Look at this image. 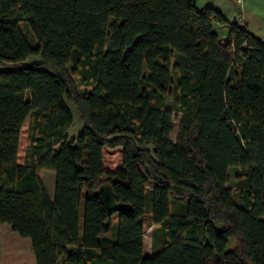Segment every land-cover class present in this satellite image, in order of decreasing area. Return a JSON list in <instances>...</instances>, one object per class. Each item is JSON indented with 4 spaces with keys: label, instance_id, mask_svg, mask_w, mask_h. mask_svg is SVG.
I'll list each match as a JSON object with an SVG mask.
<instances>
[{
    "label": "trees",
    "instance_id": "16d2710c",
    "mask_svg": "<svg viewBox=\"0 0 264 264\" xmlns=\"http://www.w3.org/2000/svg\"><path fill=\"white\" fill-rule=\"evenodd\" d=\"M195 1L0 0V223L29 239L34 264H264V41ZM103 184L130 210L106 211Z\"/></svg>",
    "mask_w": 264,
    "mask_h": 264
},
{
    "label": "rangeland",
    "instance_id": "374dc122",
    "mask_svg": "<svg viewBox=\"0 0 264 264\" xmlns=\"http://www.w3.org/2000/svg\"><path fill=\"white\" fill-rule=\"evenodd\" d=\"M197 8H201L202 5L197 4ZM19 27L21 28L22 32L26 36L27 40L29 43L33 46H37L38 42L37 39L32 32V30L29 28L28 24L26 22H21L19 24ZM260 38V36H259ZM41 56L40 54L30 56L26 60L17 62V63H8L4 62L1 68H13V67H22V66H31L35 64H40L41 63ZM67 70L70 71L72 69V65L68 64L67 65ZM175 73L172 71L171 73V78L174 79ZM71 80L72 84L74 85L76 91L78 93L84 92V89L79 85L78 78L76 75H71ZM173 87H171L172 91ZM171 94L167 98V106L170 107L171 105ZM69 108L72 112L73 116V121H72V126L69 128L67 131V135L70 140L75 139L74 143L76 144V139L80 132L82 131V123L81 120L72 105V103H69ZM174 117V123H173V132L171 133V139L172 141H175L176 137V131L178 128V123H179V115L176 113H173ZM27 123L28 119L25 121L22 130H21V135H20V143L19 147L21 149V145L23 143L24 137L26 135L27 131ZM26 140V137H25ZM25 148V147H24ZM25 152V150H24ZM21 153V150H20ZM119 149H110L105 151L104 155V164L105 167L108 169H113L118 165L119 161ZM19 155V153H18ZM53 174V177L55 176V173L51 170H48ZM237 169L236 168H230L228 171V176H229V182L228 185L231 187L235 186V175H236ZM149 186H151L149 184ZM147 208L149 207L150 203V194H147ZM173 198L172 194H169V199L171 200ZM148 225H144V231H145V241L146 244L149 246L150 245V230L148 229ZM234 239L231 238L229 239L228 242V247L232 248L234 245ZM236 244V243H235ZM0 264H34V259H33V254L31 250V244L28 238H23L19 236L16 232L12 231L10 226L7 224L0 223Z\"/></svg>",
    "mask_w": 264,
    "mask_h": 264
},
{
    "label": "crops",
    "instance_id": "0c3cea01",
    "mask_svg": "<svg viewBox=\"0 0 264 264\" xmlns=\"http://www.w3.org/2000/svg\"><path fill=\"white\" fill-rule=\"evenodd\" d=\"M197 4L202 5L201 8L199 9H202L205 6H211L215 8L230 22L233 21L238 22V20L241 19L242 25H244L250 33H252L258 38L260 36L259 39L264 41V0H196L195 1L196 8L198 7ZM25 137L21 145V149L20 147H18L19 155L17 157V161L19 164H22L24 162V157H25L24 150H26L27 134L25 135ZM19 144H21L20 139H19ZM40 178L47 191V194L52 199L54 197V190H55V176L53 177V174L48 170H42L40 172ZM171 211L173 213L179 211V202L178 201L174 202L173 198H171ZM80 214L82 215V208L80 210ZM147 217H149V214H147ZM146 224L149 226L148 229L150 230V245L148 246L146 244L145 234H144L143 255L150 256L153 252V248H152L153 225L149 220V218L146 219L144 225Z\"/></svg>",
    "mask_w": 264,
    "mask_h": 264
},
{
    "label": "water",
    "instance_id": "95a60500",
    "mask_svg": "<svg viewBox=\"0 0 264 264\" xmlns=\"http://www.w3.org/2000/svg\"><path fill=\"white\" fill-rule=\"evenodd\" d=\"M96 195L100 198L105 210L108 212H127L130 210L129 204L115 201L112 187L108 184L101 185L96 190Z\"/></svg>",
    "mask_w": 264,
    "mask_h": 264
},
{
    "label": "built area",
    "instance_id": "2783aa9c",
    "mask_svg": "<svg viewBox=\"0 0 264 264\" xmlns=\"http://www.w3.org/2000/svg\"><path fill=\"white\" fill-rule=\"evenodd\" d=\"M237 23H239V24H241V25H242V21H241V19H239Z\"/></svg>",
    "mask_w": 264,
    "mask_h": 264
}]
</instances>
